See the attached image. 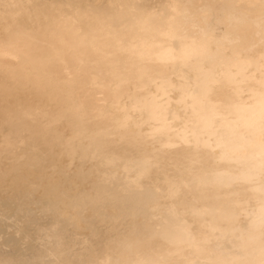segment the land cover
Instances as JSON below:
<instances>
[{
    "label": "clouds",
    "instance_id": "clouds-1",
    "mask_svg": "<svg viewBox=\"0 0 264 264\" xmlns=\"http://www.w3.org/2000/svg\"><path fill=\"white\" fill-rule=\"evenodd\" d=\"M0 264H264V0H0Z\"/></svg>",
    "mask_w": 264,
    "mask_h": 264
},
{
    "label": "snow or ice",
    "instance_id": "snow-or-ice-1",
    "mask_svg": "<svg viewBox=\"0 0 264 264\" xmlns=\"http://www.w3.org/2000/svg\"><path fill=\"white\" fill-rule=\"evenodd\" d=\"M207 146L208 147H211V141L208 142Z\"/></svg>",
    "mask_w": 264,
    "mask_h": 264
}]
</instances>
